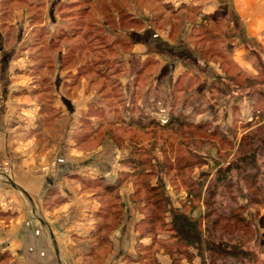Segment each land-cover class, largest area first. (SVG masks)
Returning a JSON list of instances; mask_svg holds the SVG:
<instances>
[{"label": "rangeland", "instance_id": "374dc122", "mask_svg": "<svg viewBox=\"0 0 264 264\" xmlns=\"http://www.w3.org/2000/svg\"><path fill=\"white\" fill-rule=\"evenodd\" d=\"M140 3L150 16L134 12ZM182 10L177 15L148 0H0L2 80L11 67L31 71L36 92L55 90L52 76L61 64L67 88L78 79L74 68L95 78L99 95L77 135L81 142L88 137L82 147H102L93 156L114 155L107 161L115 171L110 180L93 183L113 185L103 190L114 206L108 212L125 215L119 188L128 186L134 190L131 215L145 218L137 229L173 264H264V47L248 43L236 64L230 41H211L228 39L229 20L209 17L214 22L204 27L210 35L201 28L185 38L182 27L199 19ZM178 39L195 46V59L177 48ZM186 163L192 167L185 169ZM171 213L195 220L208 215L204 239L228 247L213 252L207 242L188 246L175 239ZM218 215H238L241 222L222 220L214 229ZM155 216L160 221L148 225ZM139 248L144 264H159L155 252Z\"/></svg>", "mask_w": 264, "mask_h": 264}, {"label": "crops", "instance_id": "0c3cea01", "mask_svg": "<svg viewBox=\"0 0 264 264\" xmlns=\"http://www.w3.org/2000/svg\"><path fill=\"white\" fill-rule=\"evenodd\" d=\"M148 1L161 9L169 6L177 15L186 9L199 19L182 27L185 38L192 37L204 19H228L233 33L230 54L236 64L248 43L264 47V0ZM149 8L140 3L134 12L150 16ZM165 31L163 37L168 36ZM177 48L188 53L179 54L196 58L194 45L178 39ZM63 59L60 56L58 63ZM62 67L52 76L55 90L39 92L31 71L18 73L9 67L7 81L0 73V264H144L139 247L151 253L155 246L137 229L144 216L130 213L134 190L119 188L124 216L109 213L114 206L103 190L113 185L93 183L98 177L110 180L115 171L107 161H114V155L101 152L95 157L93 151L102 147L89 150L82 147L88 137L79 140L81 120L99 95L97 81L74 68L71 72L78 79L67 88ZM51 97L55 100L49 105ZM99 155L104 156L100 163ZM52 160L58 161L56 167L44 171ZM115 222L118 227L111 229ZM155 254L159 264H173L162 252Z\"/></svg>", "mask_w": 264, "mask_h": 264}, {"label": "trees", "instance_id": "16d2710c", "mask_svg": "<svg viewBox=\"0 0 264 264\" xmlns=\"http://www.w3.org/2000/svg\"><path fill=\"white\" fill-rule=\"evenodd\" d=\"M207 21L214 22L212 20H208V18L204 19L202 21V24L200 25V27H195V30L203 28L204 31H206L210 35L209 31H210L211 28L210 27H204V24L207 23ZM230 32H231L230 33L231 35L226 40L224 38L225 41L216 42V38L215 37H213L214 40H211V41H213V42L215 41L214 45H216V44H218V45L219 44H226L227 41L229 42L233 38V33H232V31H230ZM199 41L201 43L205 42V38H204L203 35H201V38L199 39ZM227 48H228V45H227L226 49ZM190 126H191L190 129L195 127V126H192V125H190ZM197 128L198 129H203L202 127H197ZM190 154L192 156H194V154L192 152L189 153V156H191ZM184 167H185V169H189L190 167H192V165L191 164L188 165V163H186V164H184ZM149 190L150 191H154V193L156 192V190L154 188H150ZM156 194L158 195V193H156ZM195 199H198V195L195 196ZM163 201H164V199H163ZM159 204H160V200L156 201L153 204V206H155V208H156ZM205 204L209 205V202H208L207 199L205 201ZM160 209H162V207L158 208V210H160ZM171 216H172L173 220H172V223H170V225H171L170 228H171V231L174 234H176V236L174 237L175 239H177V237H178V239L180 241L185 242L186 244H188V246L201 245L203 242H207V239H204L205 238L204 237L205 236L204 235L205 230L203 231L202 228L204 227V222L203 221H204L205 218L208 217V215L204 216V217L201 216L200 218H197L196 220L194 218H190L191 216L189 217V215L186 214V213H180V215H179V213H171ZM157 217H159V216H157ZM157 217L155 216V217L149 218L147 224L148 225H153V223H156V222L160 221V219L157 218ZM227 219H233L234 221L239 220V222H241V219L238 217V215H230L229 217H222V215H220V216L218 215V218L215 221H213L212 227L214 229H217L218 227L221 226L220 222L222 220H227ZM151 230H153V229H151ZM203 239H204V241H203ZM218 240H219L218 242L217 241H209L208 240L209 242L206 243V247L210 251H213V252L215 250H217V249H220L222 246L228 247V244L226 245L223 241H221V239H218Z\"/></svg>", "mask_w": 264, "mask_h": 264}, {"label": "built area", "instance_id": "2783aa9c", "mask_svg": "<svg viewBox=\"0 0 264 264\" xmlns=\"http://www.w3.org/2000/svg\"><path fill=\"white\" fill-rule=\"evenodd\" d=\"M163 122H166V121H163Z\"/></svg>", "mask_w": 264, "mask_h": 264}]
</instances>
